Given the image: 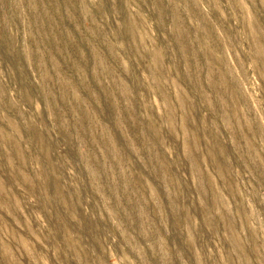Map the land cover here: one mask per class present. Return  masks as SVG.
Returning <instances> with one entry per match:
<instances>
[{"label":"rangeland","instance_id":"374dc122","mask_svg":"<svg viewBox=\"0 0 264 264\" xmlns=\"http://www.w3.org/2000/svg\"><path fill=\"white\" fill-rule=\"evenodd\" d=\"M0 264H264V0H0Z\"/></svg>","mask_w":264,"mask_h":264}]
</instances>
